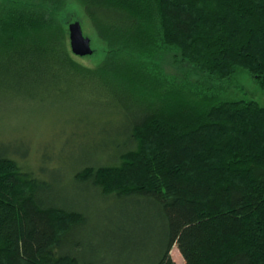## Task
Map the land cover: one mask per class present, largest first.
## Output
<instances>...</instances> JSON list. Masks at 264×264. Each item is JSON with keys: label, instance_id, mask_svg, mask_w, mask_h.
Here are the masks:
<instances>
[{"label": "trees", "instance_id": "obj_1", "mask_svg": "<svg viewBox=\"0 0 264 264\" xmlns=\"http://www.w3.org/2000/svg\"><path fill=\"white\" fill-rule=\"evenodd\" d=\"M32 1L53 10L64 2ZM77 1L107 59L79 62L50 10L4 14L0 101L69 111L57 160L117 208L105 215L103 264H176L174 246L184 264H264V107L182 94L191 77L224 85L238 70L264 91V0ZM163 58L182 82L148 62ZM140 86L164 96L122 92ZM84 138L90 148L71 158ZM1 147L0 264H101L81 252L85 211L58 200L48 166L56 159L32 169L28 151ZM148 231L154 249L134 257Z\"/></svg>", "mask_w": 264, "mask_h": 264}, {"label": "rangeland", "instance_id": "obj_2", "mask_svg": "<svg viewBox=\"0 0 264 264\" xmlns=\"http://www.w3.org/2000/svg\"><path fill=\"white\" fill-rule=\"evenodd\" d=\"M27 5L32 6L33 9L21 8L24 6L21 0H0V16L6 15L7 13H15V11H17L18 14L25 15L27 12L33 13L39 11L40 7L41 11L50 10L52 11L51 19L54 25L59 26L66 32L65 35L68 40L70 52L68 25L71 22L78 21L84 36L90 39V46L93 50L91 55L80 57L71 52L79 62L91 68H96L110 55L105 43L99 39L94 25L85 17L80 3L77 0H64L63 4L58 6L56 10L51 9L47 5L38 7L32 0L28 1ZM123 58V55H117L116 60L121 62L124 60ZM148 62L151 66L158 68L159 73L161 72L168 80L171 79V76H175L178 82H182L181 80L183 78L180 75L181 72H176L165 58H163V61L150 59ZM191 79L190 81L192 83L188 82L186 87H184L185 89L182 91V94L188 101L196 103L203 95H206L210 97V100L214 103L219 101L252 100L264 107V91L261 90L260 86L251 75L244 70H238L233 77L225 80L226 83H224V85L216 84L210 80H199L198 82L196 77H191ZM160 82H163V80ZM141 88L142 86L139 87V90L133 89V91L132 89H122V92L128 95L135 92L139 98L141 94H144L146 91H148L146 95L152 96V99H158L162 95L164 96L160 88H143L146 91H142ZM0 107H4V110L0 111L1 148L6 147L12 152H17L19 155L25 154L28 151L29 153L24 160L32 169H37L39 167L42 157L56 159V162L51 161L48 166L54 168V172L50 174V177L54 180V187L58 200L77 205L83 209L88 216L87 225L82 232L76 234L77 237L84 240V246L81 252L85 256L97 258L100 260L101 264H103V234L105 233L103 229L106 227L105 215H116L117 208L113 207L112 204L104 205L102 197L97 196L95 192L87 188L75 184L68 176V168L62 163L63 160L62 162L57 160L64 141L62 140V133L64 134V131L62 132L64 129L63 123L68 118L69 111L63 110V107H58L59 109H57L64 111L61 114L57 110L53 112V109L50 108H44L38 111V108L33 105H24L17 100L9 98L5 101H0ZM80 109L81 108H79V110ZM68 132L69 131L65 130V135ZM91 144V139L84 138L78 145L76 143V148L70 152V157L79 159L85 154V150L88 147L90 148ZM66 162L65 160L64 163ZM148 213H150V211ZM144 214L146 215V213ZM154 226H156L155 222ZM148 233V237L144 240L145 244L133 250L134 257L138 256V258H140L146 256L145 252H147V250L150 252L154 249L152 241L155 239V235L149 231ZM171 257L176 264H184V259L176 249V246L172 248Z\"/></svg>", "mask_w": 264, "mask_h": 264}, {"label": "water", "instance_id": "obj_3", "mask_svg": "<svg viewBox=\"0 0 264 264\" xmlns=\"http://www.w3.org/2000/svg\"><path fill=\"white\" fill-rule=\"evenodd\" d=\"M69 45L71 52L76 56H88L93 53L90 46V39L84 36L81 25L78 21L68 25Z\"/></svg>", "mask_w": 264, "mask_h": 264}]
</instances>
